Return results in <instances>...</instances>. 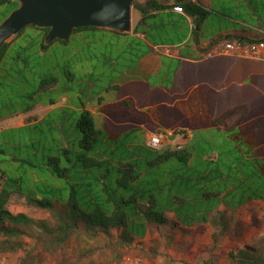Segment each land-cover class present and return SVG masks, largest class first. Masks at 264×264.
I'll return each mask as SVG.
<instances>
[{"label": "trees", "instance_id": "trees-1", "mask_svg": "<svg viewBox=\"0 0 264 264\" xmlns=\"http://www.w3.org/2000/svg\"><path fill=\"white\" fill-rule=\"evenodd\" d=\"M18 5L1 1L3 19ZM133 11L140 17L131 34L142 39L131 38L130 49L124 42L130 34L83 27L72 35L82 34L86 42L95 34H114L115 49L130 57L143 54L139 49L149 55L156 46L182 45L180 56L193 59L187 48L200 47L205 40L210 46L205 53L222 39L264 42V0H144L135 1ZM239 24L248 29L244 35L224 37L223 32ZM250 29L258 33L252 35ZM48 31L34 25L24 28L1 49L0 69L20 38L26 48L33 41L40 53L46 52L53 44H44ZM56 42L67 45L69 40ZM120 58L113 59L112 65L120 63ZM69 78L73 79L71 73ZM57 83V77L44 79L43 90ZM81 107L80 120L74 126L80 137L64 140L61 156L48 157L43 165L14 159L4 166L0 161V254L26 252L24 238L49 253L63 248L80 232L111 236L115 231L123 246L144 240L153 231L168 236L171 244L176 238L195 241L210 233L212 246L208 249L212 252L224 242L230 244L228 264H264V236L252 242L253 230L264 223V146L253 145L251 149H258L250 151L248 159L240 157L235 162L230 155L226 162L232 168L221 172L215 168L218 160L186 148L152 150V157L143 161L142 157H127L115 145L114 150H106L101 140L105 134L97 130L93 113L84 103ZM17 195L27 209L45 211L49 216L36 219L12 212L10 203ZM219 259L211 256L203 264H218Z\"/></svg>", "mask_w": 264, "mask_h": 264}, {"label": "rangeland", "instance_id": "rangeland-1", "mask_svg": "<svg viewBox=\"0 0 264 264\" xmlns=\"http://www.w3.org/2000/svg\"><path fill=\"white\" fill-rule=\"evenodd\" d=\"M3 10L0 7V23L4 20ZM138 16L133 11V25ZM27 32L30 33V30ZM115 37L111 33H101L85 42L82 34H74L67 45L54 41L44 53L39 52L33 41H28L26 48L23 38L16 40L0 69V150L5 152H0V161L4 166L13 164L14 159L43 165L48 157L61 156L66 146L64 140L69 137L71 141H76L80 137L74 126L80 120L81 112L71 107L81 108V103L88 108H97L102 113L95 115V123L97 130L105 134L101 140L106 150L111 151L115 145L127 157H142L143 161L152 157V149L144 145L142 135L127 137L122 133V127L113 126L104 116L117 109L107 104L121 100L126 94L124 87L112 88V82L124 65L122 60L114 66L112 60L125 56L124 51L115 49ZM69 73L73 75L72 80ZM50 77H57L58 83L45 91L42 81ZM197 94L194 96L195 102L186 103L187 106L199 104ZM40 104L53 106H50L49 113H39L40 120L37 118L35 122H26V126L20 127L29 108L37 109ZM115 122L119 123L121 119L115 117ZM204 137L199 132L193 140L184 142L180 137H173L169 138V142L172 145L186 143L189 150L210 155L213 148H218L221 143L217 135H213V141H205ZM215 168L217 172L224 170L219 160ZM10 209L36 219L49 216L45 211L27 209L24 199L19 195L12 198ZM258 215L263 221L261 210H258ZM262 236L264 223L253 230L252 242ZM23 240L28 243L26 252L0 254V264H123L127 254L154 259L160 264H203L211 256H216L220 257L218 264H228L226 255L230 247L224 242L223 246L212 252L208 249L212 243L210 233L195 241L176 238V242L171 244L168 236L155 231L148 232L144 240L137 239L131 246L120 244L115 231L111 236H92L80 232L63 248L49 253L33 244L31 239Z\"/></svg>", "mask_w": 264, "mask_h": 264}, {"label": "crops", "instance_id": "crops-1", "mask_svg": "<svg viewBox=\"0 0 264 264\" xmlns=\"http://www.w3.org/2000/svg\"><path fill=\"white\" fill-rule=\"evenodd\" d=\"M247 30L245 25L239 24L236 30L223 32V35H244ZM249 32L255 35L258 30L250 29ZM131 33L124 40L128 49L131 38L142 39ZM167 47L171 49L170 53L164 52ZM209 47L206 40L200 47L189 46L187 52L194 54L193 59L180 56L182 45L156 46L154 53L149 55L143 49H139L143 54L133 57L126 53L122 57L124 65L119 76L112 82L113 89L124 87L126 94L121 100L107 104L117 109L103 115L113 126L122 127L125 136L142 135L146 146L149 135L161 131L172 134L169 138L180 137L184 142L193 140L199 132L205 135V141H213V135H217L221 145L215 146L206 158L219 161L224 158L225 162H221L223 171L232 168V164L226 162L230 155L235 157V162L240 157L248 159L252 156L248 153L258 149H251L253 145L264 146L261 141L264 140V61L210 57L203 51ZM116 64L114 61L113 65ZM197 92L199 104L187 106L186 103L195 102ZM50 106L53 104L29 108L20 127L37 118L40 120L39 113H49ZM71 108L82 111V107ZM86 109L94 118L102 114L97 108ZM115 117L121 122H115ZM169 140L161 151L174 150L177 145L188 149L186 143L172 145Z\"/></svg>", "mask_w": 264, "mask_h": 264}, {"label": "water", "instance_id": "water-1", "mask_svg": "<svg viewBox=\"0 0 264 264\" xmlns=\"http://www.w3.org/2000/svg\"><path fill=\"white\" fill-rule=\"evenodd\" d=\"M3 0H0V2ZM19 5L0 23V51L24 28H49L44 44L67 41L73 31L97 27L130 34L133 4L144 0H8Z\"/></svg>", "mask_w": 264, "mask_h": 264}, {"label": "built area", "instance_id": "built-area-1", "mask_svg": "<svg viewBox=\"0 0 264 264\" xmlns=\"http://www.w3.org/2000/svg\"><path fill=\"white\" fill-rule=\"evenodd\" d=\"M164 52L170 53L171 49L169 47L164 48ZM207 52L210 57L231 56L241 59L264 61V42L250 43L247 41L222 39ZM171 135L172 134H169L168 132L164 131L151 133L147 139V146L154 151H159L164 147L165 143L169 140V137ZM183 148L184 147L182 145H177L174 150H182ZM123 264L160 263H158L157 261L144 259L142 257H138L132 254H127L124 257Z\"/></svg>", "mask_w": 264, "mask_h": 264}]
</instances>
